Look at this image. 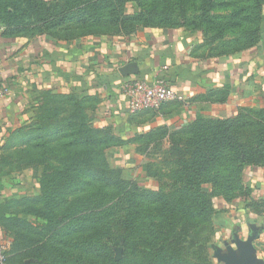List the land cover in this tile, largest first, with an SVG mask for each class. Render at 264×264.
<instances>
[{
  "label": "rangeland",
  "instance_id": "obj_1",
  "mask_svg": "<svg viewBox=\"0 0 264 264\" xmlns=\"http://www.w3.org/2000/svg\"><path fill=\"white\" fill-rule=\"evenodd\" d=\"M129 2V10L120 14L98 7L73 11L56 33L71 38L124 36L149 24L155 28L176 25L200 34L203 49L210 55H232L264 28V0ZM28 113L23 127L0 143V171L30 177L37 184L32 200L25 203L35 214L28 220L18 215L8 233L9 260L5 264H51L53 260L55 264H161L162 260L223 264L218 258L217 210V199L223 196L218 191L227 187L222 181L225 178H230L231 191L238 187L251 152L247 150L257 145L263 113L242 111L230 135L234 142L220 150L216 147L217 124H206L210 130L201 135L207 144L202 148L206 153L215 151L211 158L218 160L206 157L212 165L204 175L199 174L203 195L212 203L211 214L178 219L170 239L165 221L170 217L168 206L176 204L177 191H182L178 189L182 178L177 172L178 159L168 147L145 155L140 166L124 168L116 165L117 146L107 147L109 138L97 126L90 104L69 96L37 94ZM196 153L189 152L187 164L200 162ZM197 173L192 170L189 176ZM60 174L63 176L54 178ZM116 177L128 184L107 183ZM47 182L49 201L42 189ZM170 242L166 258H154L163 243ZM57 257L61 258L58 262Z\"/></svg>",
  "mask_w": 264,
  "mask_h": 264
},
{
  "label": "crops",
  "instance_id": "obj_2",
  "mask_svg": "<svg viewBox=\"0 0 264 264\" xmlns=\"http://www.w3.org/2000/svg\"><path fill=\"white\" fill-rule=\"evenodd\" d=\"M132 79L163 80L186 101L167 103L158 111L132 113L120 91V84ZM0 87L6 90L0 100V143L28 120L37 94H74L91 100L97 126L110 128L120 141L115 148L116 165L136 167L145 158L139 150L147 137L163 135L162 145L168 147L173 135L196 120L264 110V28L257 46L219 57L204 51L200 34L181 27L73 39L6 35L2 28ZM243 179L251 191L248 197L237 196L232 203L217 199L218 245L225 252L227 245L236 248L233 240L252 238L255 256L264 264V166H247ZM35 189L37 184L30 177L0 174V204L31 197ZM8 239L0 226V246L9 245Z\"/></svg>",
  "mask_w": 264,
  "mask_h": 264
},
{
  "label": "trees",
  "instance_id": "obj_3",
  "mask_svg": "<svg viewBox=\"0 0 264 264\" xmlns=\"http://www.w3.org/2000/svg\"><path fill=\"white\" fill-rule=\"evenodd\" d=\"M129 1L131 0H56L54 2H46L44 0H0V25L4 30V34L6 35L25 34L28 36H36V35L47 34V35H53L56 37L58 36L66 39H73L76 37L71 38L66 35H61L59 34V32L56 33V29H58L67 19H69V15L73 11L75 12L81 11V8L84 10L89 9V11H91L98 7L108 11L111 10L114 14H120L122 12L125 13L129 10V3H130ZM175 27H179V26L176 25L167 26V27H163V29L175 28ZM143 28H155V26L149 24L147 26H143ZM132 31L125 33V36L136 32V30L133 32ZM262 34H263V29L259 32V35L255 40H252L248 45H246L244 48L240 49L239 51L242 52L244 50L257 46L262 39ZM210 56L219 57V56H229V55L218 54V55H210ZM41 94L45 95V97L60 95L62 97L69 96L71 98L73 97L78 98L79 101L83 103L85 102L87 106L90 104V107L92 103L91 100L80 99L78 96L74 94L53 93L50 91L40 93L39 95ZM246 110H242V111H246ZM257 110L260 113H263L262 117L264 118V110L261 109H257ZM242 111H240L237 114V116L227 119L213 120L210 118H203L196 120L186 130L177 133L171 137L170 144L168 146L169 148L168 151L171 152L172 155H175L178 159L176 162L177 172L181 174V178H182L180 183L181 186L178 189L182 191H177L176 204L172 208H169L168 206V214H170V217L165 221L166 222L165 227H168L170 230L168 232L167 239L168 238L170 239L172 236H174V232L176 231V228L178 227L180 222L179 220H181L182 217L188 215V216H192L195 219L199 216V213H205L207 215L211 214L212 203L209 200L210 198L208 196L206 198L203 195L204 189L203 187H201L200 179L202 175H204V173L212 165L211 161H209L208 159L206 160V157H208L211 160L216 158H211L212 155L215 154V151H211L209 153L204 152L202 147L207 144L206 142H203L206 139L204 137H201V135L208 134L205 132V130H210V129L206 127V124L209 121H214L217 124V128L215 129V135L216 138L218 137V143L216 142V147L220 150L225 146H228V144H232L231 142L234 141L231 140L230 135L231 132H233V130H236V128L234 129L235 127L234 120L236 118L238 119ZM250 124L252 123L250 122ZM22 127L23 126H21L20 128ZM19 129H17L15 132H17ZM100 131L103 134L107 135V137L109 138L107 141V147H112L114 145L118 146L120 144V141L112 136L113 132L110 128L100 129ZM198 136L199 138H197ZM258 136L259 139L257 141V145H255L254 148L247 150L251 152L248 154L246 163L243 166V172L238 180V187L234 188L231 191L230 188L232 189L233 186L231 184L229 185L230 178H225V180H222L224 181L223 183H225L227 187H222L220 191H218V193H221V195L225 200L229 201L235 199L238 196L239 193L238 191H240L239 193L240 197H248L251 194L250 189L244 186V179H243L244 171L247 166H259V167L264 166V122L263 124L260 123V130L258 132ZM162 139H163V135L160 134L147 137L145 140L146 145H142L143 147L139 150V152L147 156H150L152 155L153 152L167 149L164 148L165 146L162 145ZM115 141H117V143H115ZM153 144L154 146L152 147ZM192 151L197 152L196 156L200 158V162H194V163L192 162L189 165L187 164L188 163L187 156L189 152ZM192 170L198 172L196 176H189ZM187 172L189 173L187 174ZM0 174L5 176H11L4 174L1 171ZM61 176L63 175L60 174L58 176H55L54 178H58ZM107 183L121 185L122 187L128 184L127 182L119 179L118 177L107 179ZM47 186H48V182L47 185L45 183L42 186V189L46 191L45 200L49 201L50 197L48 196L49 193ZM241 187L243 188L242 192H241L242 189ZM28 200H32V198L28 197L23 199H16L10 202L8 201L6 203L0 204V226L7 233H10L14 224L17 222V217L19 214L22 215L21 220H28L31 218V216L35 214L33 210H30L28 206H25V203H27ZM85 227L83 228L82 231L83 234H85V229H86ZM152 246L153 248H155V243ZM170 246H171V242L169 244L163 243L161 248L157 252H155L154 258H166L165 255ZM72 247L77 248L75 246ZM80 247L81 248L84 247V244H80ZM162 249L164 250L163 254L162 252L160 253ZM5 256L7 262L9 260L8 252H5ZM59 259L61 258L57 257V262L59 261ZM161 262H162L161 264L171 263L170 260H162ZM50 263L55 264L54 260L51 261ZM156 264H159V262H156Z\"/></svg>",
  "mask_w": 264,
  "mask_h": 264
},
{
  "label": "built area",
  "instance_id": "obj_4",
  "mask_svg": "<svg viewBox=\"0 0 264 264\" xmlns=\"http://www.w3.org/2000/svg\"><path fill=\"white\" fill-rule=\"evenodd\" d=\"M0 29H2L0 25ZM120 91L126 97L128 108L132 113L160 110L165 104L184 102L186 97L170 88L163 80L147 82L144 80H127L120 84ZM6 95V90L0 87V100ZM8 245L0 246V263H6L5 252Z\"/></svg>",
  "mask_w": 264,
  "mask_h": 264
},
{
  "label": "water",
  "instance_id": "obj_5",
  "mask_svg": "<svg viewBox=\"0 0 264 264\" xmlns=\"http://www.w3.org/2000/svg\"><path fill=\"white\" fill-rule=\"evenodd\" d=\"M236 248L227 245L225 252L219 250L218 258L223 264H263L255 256V250L252 245V238L246 242L233 240Z\"/></svg>",
  "mask_w": 264,
  "mask_h": 264
}]
</instances>
